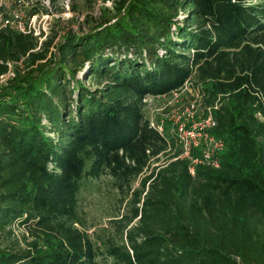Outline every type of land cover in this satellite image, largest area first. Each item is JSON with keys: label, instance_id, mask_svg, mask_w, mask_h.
<instances>
[{"label": "trees", "instance_id": "trees-1", "mask_svg": "<svg viewBox=\"0 0 264 264\" xmlns=\"http://www.w3.org/2000/svg\"><path fill=\"white\" fill-rule=\"evenodd\" d=\"M102 1L111 18L66 32L54 61L0 87V264H95L76 195L102 174L131 196L125 224L136 219L105 245L116 264H264V0ZM41 34L0 26V76L44 59ZM190 81L215 121L206 131L224 138L218 165L149 167L168 140L142 99ZM14 227L36 239L3 244Z\"/></svg>", "mask_w": 264, "mask_h": 264}, {"label": "rangeland", "instance_id": "rangeland-1", "mask_svg": "<svg viewBox=\"0 0 264 264\" xmlns=\"http://www.w3.org/2000/svg\"><path fill=\"white\" fill-rule=\"evenodd\" d=\"M112 6L110 1L102 0H0V26L9 24L22 32L29 28L33 35L42 31L38 42L49 40V44L45 45L44 59L35 61L34 64L23 58L15 63H8V70L0 76V87L4 86L12 77L18 79L30 76L38 62L45 59L47 63L49 59L50 63L54 61L51 55L55 52V47L63 34L66 32L80 34L99 22L111 18L113 15ZM33 8H37L38 11L29 16V12ZM43 47L44 44H37L33 51H40ZM75 78L82 79L85 86L93 87L95 85V81L87 78V75L82 74L81 70L75 73ZM101 82L102 80L98 81V83ZM200 94L198 87H195L190 81L179 90L166 95L144 96L142 99L143 115L168 140L166 152L160 156L157 162H152L149 167L160 164L165 159L168 160L167 162L181 161V163L189 160L183 154L181 140L189 139L188 129L192 128L191 126H194L195 122L203 118L205 114L204 96ZM215 106L216 104L213 107ZM190 114L191 117H189ZM216 136L222 142L224 141L221 135ZM179 170L180 168H177L175 172L178 173ZM140 178L141 175L130 181L131 189L138 185ZM76 198L77 215L81 220L82 227L98 246L95 264H116L106 254L105 245L109 240L116 243L124 241L125 231L135 224L136 219L125 224L124 216L129 215L131 196L125 189L116 188L114 180L109 175L102 174L94 179H81ZM34 235L23 228L14 227L11 237L1 239L3 244L7 241H14L16 246L25 247L27 241L36 239Z\"/></svg>", "mask_w": 264, "mask_h": 264}, {"label": "built area", "instance_id": "built-area-1", "mask_svg": "<svg viewBox=\"0 0 264 264\" xmlns=\"http://www.w3.org/2000/svg\"><path fill=\"white\" fill-rule=\"evenodd\" d=\"M190 108H192V106H190ZM186 114H188V111H186ZM189 117H191V114ZM214 125L215 121L207 108L203 118L195 122V125L191 126L192 128L188 129L187 133L190 135L189 139L181 140L183 154L186 158H189L188 170L191 174L193 173L192 165L196 162H201L211 167H217L218 165L216 153L222 149L223 143L221 139L211 136L206 131L207 128H211ZM194 148L199 150L198 158H192L190 156V151Z\"/></svg>", "mask_w": 264, "mask_h": 264}]
</instances>
